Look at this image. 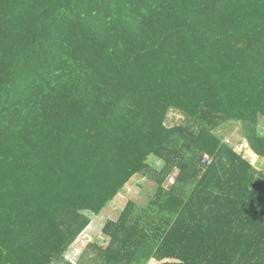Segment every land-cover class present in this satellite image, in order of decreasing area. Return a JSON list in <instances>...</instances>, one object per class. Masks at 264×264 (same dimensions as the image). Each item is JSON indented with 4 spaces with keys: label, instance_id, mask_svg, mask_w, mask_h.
<instances>
[{
    "label": "trees",
    "instance_id": "16d2710c",
    "mask_svg": "<svg viewBox=\"0 0 264 264\" xmlns=\"http://www.w3.org/2000/svg\"><path fill=\"white\" fill-rule=\"evenodd\" d=\"M262 122L264 0H0V264H264Z\"/></svg>",
    "mask_w": 264,
    "mask_h": 264
},
{
    "label": "rangeland",
    "instance_id": "374dc122",
    "mask_svg": "<svg viewBox=\"0 0 264 264\" xmlns=\"http://www.w3.org/2000/svg\"><path fill=\"white\" fill-rule=\"evenodd\" d=\"M171 122L180 123L181 118L175 115H171ZM240 124L230 123L227 127L219 133L224 142L233 144L238 141L243 146L239 145L235 150L243 153L245 157L259 170H264V158H260L255 155L243 136L240 135ZM261 133L264 134V122L261 124ZM242 148V149H241ZM252 154V155H251ZM176 174H173L171 178L165 183V188L169 189L175 182ZM156 191V185L146 182V179L135 176L120 192V194L111 202L103 213L94 218L90 226L81 234L77 243L73 246V249L66 254V258L71 261H76L81 253L86 249L90 243H98L100 245H106L104 243L106 236L103 233V228L109 220H117L122 211L127 207L130 202L136 203L141 210H147L150 204V194H154Z\"/></svg>",
    "mask_w": 264,
    "mask_h": 264
},
{
    "label": "built area",
    "instance_id": "2783aa9c",
    "mask_svg": "<svg viewBox=\"0 0 264 264\" xmlns=\"http://www.w3.org/2000/svg\"><path fill=\"white\" fill-rule=\"evenodd\" d=\"M211 162H212V158L209 155H206L205 158H204L203 163L206 164V165H210Z\"/></svg>",
    "mask_w": 264,
    "mask_h": 264
}]
</instances>
